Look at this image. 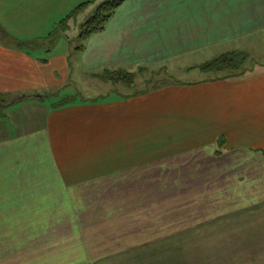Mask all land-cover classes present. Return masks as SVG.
Instances as JSON below:
<instances>
[{
  "label": "crops",
  "instance_id": "0c3cea01",
  "mask_svg": "<svg viewBox=\"0 0 264 264\" xmlns=\"http://www.w3.org/2000/svg\"><path fill=\"white\" fill-rule=\"evenodd\" d=\"M17 1L2 0L0 95L32 116L7 114L23 126L0 137V264H110L264 207V73L54 101L77 71L242 53L229 47L264 34V0H126L84 50L42 56L19 28L40 2Z\"/></svg>",
  "mask_w": 264,
  "mask_h": 264
},
{
  "label": "rangeland",
  "instance_id": "374dc122",
  "mask_svg": "<svg viewBox=\"0 0 264 264\" xmlns=\"http://www.w3.org/2000/svg\"><path fill=\"white\" fill-rule=\"evenodd\" d=\"M20 1L22 0L17 2L23 5V2ZM103 1L105 0H36L35 3L40 2V5L29 1L30 5L26 8L31 13L29 15L32 20L31 25L24 24L19 28L28 30L30 33L27 34L33 38L38 37V40L26 44L27 47L38 56L45 55L44 48H56L55 50L58 52H64L66 48H69L74 54L77 48L83 44L79 39L81 25ZM3 4L0 0V26L3 22L1 11L3 8H7ZM80 6L81 10L74 14L73 12ZM63 21H66V27L61 26ZM1 39L7 41V38L1 37ZM37 45L40 48L34 47ZM233 47L239 48L246 55V60L237 71L202 70V66L212 60L206 61L207 56H213L205 54L186 55L181 59L154 67V69H133L135 83L131 87L108 83L109 79L106 80L100 76L102 71L96 76L103 81L85 78L77 71L75 82L70 81V86L64 89L65 93L69 95L63 96L62 94L55 97L54 101L58 104L70 102L73 99L99 98L105 94L109 95V93L113 95L146 92L170 83L198 82V80H205L204 78L225 80L242 77L245 73L246 76L264 73V34L235 41L231 43L229 50ZM219 50H223V48H219ZM225 50L216 53L215 58L220 57ZM215 58L213 59L215 60ZM109 90L111 91L108 92ZM15 99L16 97L10 95H0V137L8 136L13 130H21V126H23H9L5 122L7 114L8 117L21 115L22 119L26 121L30 119L28 115L32 116L28 114L31 112L30 109L28 112L20 109L19 113H16L18 104L22 103L21 100L15 103L11 108V111L14 112L10 111L9 114L6 106ZM256 130L259 131L258 125L249 132L252 134ZM248 141L250 140L236 135L231 146L252 145L251 141ZM185 232V234L175 235L176 237H172V240L163 246H151L137 254L128 253L110 264H264V207L252 213L235 214L228 217L227 220L214 222L208 227L202 225L195 230L191 229Z\"/></svg>",
  "mask_w": 264,
  "mask_h": 264
},
{
  "label": "trees",
  "instance_id": "16d2710c",
  "mask_svg": "<svg viewBox=\"0 0 264 264\" xmlns=\"http://www.w3.org/2000/svg\"><path fill=\"white\" fill-rule=\"evenodd\" d=\"M126 0H105L100 3L94 13L88 17L80 27L79 39L81 42L87 41L92 35L100 33L105 30L108 22L113 18L116 11ZM81 6L73 13L76 14L81 10ZM66 21L61 23V26L66 27ZM22 44V42H21ZM28 44V43H23ZM77 50H84V45H80ZM246 60V55L240 52H229L221 55L217 59L206 63L202 66L204 71H237L241 64ZM105 73V74H104ZM104 75L106 80L114 84H122L127 87L134 86L135 74L124 71H109L105 70ZM68 103H59L57 106H63ZM220 143H223L221 138Z\"/></svg>",
  "mask_w": 264,
  "mask_h": 264
}]
</instances>
